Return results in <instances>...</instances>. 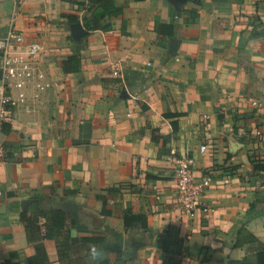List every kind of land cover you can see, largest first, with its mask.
I'll return each instance as SVG.
<instances>
[{
	"label": "crops",
	"instance_id": "crops-1",
	"mask_svg": "<svg viewBox=\"0 0 264 264\" xmlns=\"http://www.w3.org/2000/svg\"><path fill=\"white\" fill-rule=\"evenodd\" d=\"M116 1L123 13L103 20L109 28L77 42L63 16H81L76 2L26 0L13 15L0 0V37L14 17L21 50L40 47L33 80L11 91L25 101L0 130V263L29 264L36 233L31 240L21 215L51 208L75 220L71 237L104 238L71 241L74 264L257 262L264 105L251 101L264 102V0ZM71 55L80 70L63 69ZM170 155L193 157L196 177H211L195 217L179 210ZM127 210L147 226L126 228ZM42 243L46 264H61L59 240Z\"/></svg>",
	"mask_w": 264,
	"mask_h": 264
},
{
	"label": "built area",
	"instance_id": "built-area-1",
	"mask_svg": "<svg viewBox=\"0 0 264 264\" xmlns=\"http://www.w3.org/2000/svg\"><path fill=\"white\" fill-rule=\"evenodd\" d=\"M14 6L13 15L26 2V0H10ZM12 17L6 33L0 37V57L2 60L0 70L2 80L0 83V130L5 123L10 121V109L18 101L24 102L25 97L15 99L12 95V88L26 89L33 80L35 70L32 64L33 55L38 53L40 47L36 43L28 44L26 52L20 46L24 43L23 33L17 31ZM35 97L39 94L35 93ZM251 105L258 110L263 107L264 102L259 99L251 101ZM261 132L256 131V136ZM206 144L200 145V151H207ZM168 159L176 165L175 182L176 192L180 199L179 210L181 214L188 217H195L205 207V191L208 188L211 177L203 176L197 178L194 172L195 159L189 155H170Z\"/></svg>",
	"mask_w": 264,
	"mask_h": 264
},
{
	"label": "trees",
	"instance_id": "trees-1",
	"mask_svg": "<svg viewBox=\"0 0 264 264\" xmlns=\"http://www.w3.org/2000/svg\"><path fill=\"white\" fill-rule=\"evenodd\" d=\"M67 2L72 3L76 2L79 6V9L82 11L81 16L76 14L66 13L63 14L64 17L68 19L70 23H74L78 20H82L87 29L94 31L97 29H108V25L103 24V20L106 17H114L123 13V8L118 5L116 0H67ZM63 69L65 71H77L82 68V58L79 55H71L68 59L62 62ZM170 116H176L177 114L170 113ZM5 123L2 127V130H7ZM256 168H259L258 165ZM108 196H112L114 192L118 191V188H107ZM74 193L75 191H70ZM107 196V197H108ZM106 200V197L103 198ZM105 209V213H107ZM22 219L27 222V230L29 233V238L32 240L31 230L36 233L35 244L29 246L26 250L29 264H46L48 259L43 253V243L42 240L45 238H56L59 240L58 252L61 260V264H74L73 262L67 259L69 255V248L72 242H91V243H100L104 240L103 237H71L69 234H66V230L72 224H75V220L69 218V215L66 211L59 208L43 209L37 216L31 217L23 213ZM38 216L44 217L45 222L41 225L37 223ZM125 227L128 228L134 222H141L143 227L147 226L146 217L144 215H133L130 211L127 210L125 214ZM34 221H36L34 223ZM32 225V226H31ZM45 229V233L42 235L41 231ZM70 239V240H69ZM108 261L104 260L98 264H107ZM0 264H17L11 259ZM257 264H264V253L258 255Z\"/></svg>",
	"mask_w": 264,
	"mask_h": 264
},
{
	"label": "water",
	"instance_id": "water-1",
	"mask_svg": "<svg viewBox=\"0 0 264 264\" xmlns=\"http://www.w3.org/2000/svg\"><path fill=\"white\" fill-rule=\"evenodd\" d=\"M71 35L77 42H81L85 37L91 34V30L87 29L81 20H78L70 24ZM2 77V71L0 70V78ZM67 211L71 213L74 218H77V208L74 204L65 207Z\"/></svg>",
	"mask_w": 264,
	"mask_h": 264
},
{
	"label": "rangeland",
	"instance_id": "rangeland-1",
	"mask_svg": "<svg viewBox=\"0 0 264 264\" xmlns=\"http://www.w3.org/2000/svg\"><path fill=\"white\" fill-rule=\"evenodd\" d=\"M252 264H257V262H255V263H252Z\"/></svg>",
	"mask_w": 264,
	"mask_h": 264
}]
</instances>
